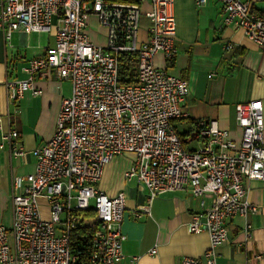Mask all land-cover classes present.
<instances>
[{
	"label": "built area",
	"instance_id": "1",
	"mask_svg": "<svg viewBox=\"0 0 264 264\" xmlns=\"http://www.w3.org/2000/svg\"><path fill=\"white\" fill-rule=\"evenodd\" d=\"M217 1L223 23L264 49V15L250 1ZM91 16L105 30L104 44L90 36ZM142 16L151 22L146 39L140 37ZM54 28V46L27 61V77L4 82L9 100L17 102L28 91L41 93L37 76L53 71L71 82L72 93L62 100L53 136L32 151L34 172L13 178L14 220L10 229L0 226V264H77L70 235L80 224L78 212L91 208L99 224L90 264L127 260L122 232L126 193L111 196L98 187L106 165L124 153L136 156L126 180L148 191L147 203L134 209V218L150 215L157 196L186 187L198 197H212L211 206L194 212L189 222L191 232L209 234V248L203 256H183L178 264H219L218 248L229 238L231 220L258 211L247 199V182H264L263 101L236 104L239 140L217 120L200 119L202 146L187 150L173 122L187 116L189 82L155 62L162 54L171 63L179 53L175 0H0V32L6 40L15 31ZM122 53L138 55L135 84L119 81ZM19 136L16 129L3 130L0 117V149L24 156ZM251 227L245 228L248 236Z\"/></svg>",
	"mask_w": 264,
	"mask_h": 264
},
{
	"label": "crops",
	"instance_id": "2",
	"mask_svg": "<svg viewBox=\"0 0 264 264\" xmlns=\"http://www.w3.org/2000/svg\"><path fill=\"white\" fill-rule=\"evenodd\" d=\"M244 1H250L252 8L264 15V0ZM175 17L177 58L166 63L164 56L158 54L155 62L186 79L191 88L184 106L187 116L173 122L178 134L189 133L194 122L200 119H214L220 128L229 130L232 138L239 140L236 104L260 99L264 105V49L242 30L223 23L222 4L217 0H209L202 6L196 0H175ZM141 23L140 37L146 39L151 22L142 16ZM98 25L97 19L91 16L89 26L98 31ZM55 34V28L42 33L15 31L8 41L0 32L2 128L18 130L25 150V155L19 157L9 148L0 149V226L9 229L14 220L13 178L34 172L36 157L32 151L53 136L62 100L71 95L72 84L56 77L53 71L40 74L35 86L42 92L28 91L17 102H12L4 82L26 78L23 67L54 46ZM98 43L104 44V41ZM228 44H232L231 48ZM185 135L187 149L202 146L198 136ZM135 158L133 153L114 157L106 165L98 184L111 196L120 191L127 196L122 232L123 252L128 259L118 264H178L183 256H203L210 245L209 234L191 232L189 222L194 212L211 206L212 197H198L186 187L157 196L150 215L145 213L134 218V209L147 203L148 194L144 186L125 178ZM247 188V199L258 206V211L248 217L237 215L231 220L229 238L218 248L219 264H264V182L248 180ZM248 224L252 226L251 236L245 230ZM153 248L158 250L155 254L150 253ZM132 256L139 259L132 262Z\"/></svg>",
	"mask_w": 264,
	"mask_h": 264
},
{
	"label": "trees",
	"instance_id": "3",
	"mask_svg": "<svg viewBox=\"0 0 264 264\" xmlns=\"http://www.w3.org/2000/svg\"><path fill=\"white\" fill-rule=\"evenodd\" d=\"M137 53H122L120 55V77L119 81L123 84L137 83ZM184 135H179L186 148ZM198 136V124L194 122L193 129L186 134ZM185 135V136H186ZM187 149V148H186ZM191 150L192 149H187ZM81 220L80 224L73 229L70 235V248L74 255H77V264H90V256L92 252V240L95 231L98 229L99 220L97 212L94 209L79 211Z\"/></svg>",
	"mask_w": 264,
	"mask_h": 264
},
{
	"label": "rangeland",
	"instance_id": "4",
	"mask_svg": "<svg viewBox=\"0 0 264 264\" xmlns=\"http://www.w3.org/2000/svg\"><path fill=\"white\" fill-rule=\"evenodd\" d=\"M99 26V25H98ZM99 27L98 31L95 30L94 26L89 27V32L94 38L95 41H104L105 42V35L104 32L105 30L103 28ZM97 29V28H96Z\"/></svg>",
	"mask_w": 264,
	"mask_h": 264
}]
</instances>
